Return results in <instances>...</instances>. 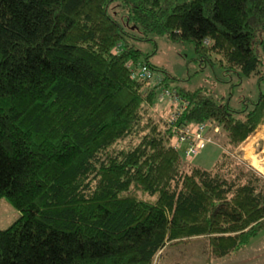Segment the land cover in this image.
I'll list each match as a JSON object with an SVG mask.
<instances>
[{
    "label": "trees",
    "instance_id": "obj_1",
    "mask_svg": "<svg viewBox=\"0 0 264 264\" xmlns=\"http://www.w3.org/2000/svg\"><path fill=\"white\" fill-rule=\"evenodd\" d=\"M263 33L264 0H0V199L20 211L0 227V264H151L198 235L218 256L249 244L264 177L225 149L186 168L176 137L211 121L237 146L264 122V88L236 107L173 87L135 40L192 41L202 66L243 78L261 73ZM137 61L187 101L174 119L152 110L159 90L132 76Z\"/></svg>",
    "mask_w": 264,
    "mask_h": 264
},
{
    "label": "rangeland",
    "instance_id": "obj_2",
    "mask_svg": "<svg viewBox=\"0 0 264 264\" xmlns=\"http://www.w3.org/2000/svg\"><path fill=\"white\" fill-rule=\"evenodd\" d=\"M113 5H115L113 9L120 8L116 4ZM136 33L139 35V31ZM140 34L143 35L142 32ZM262 35L264 36V33ZM151 37L152 39L149 40H135L136 46L142 51L141 58L148 57L153 64L168 70L173 75L170 79V85L173 87L183 86L192 89L206 87L218 98L226 99L231 96V102L236 107L242 106L243 99H247L248 102L256 99L260 86L264 88V81H259V78L264 75L263 48L259 49L263 60L261 73L239 78L237 73L227 72L221 62L202 66V60L198 58L192 41L174 40L166 34H151ZM150 83L153 85L154 82ZM159 94L160 91L156 98L157 104L152 110L166 120L174 119L173 116L178 111V106L173 105L176 103L175 98L171 96L164 100ZM210 134L215 141L209 143L189 161L183 160L186 168L195 164L210 169L225 149L250 170L258 174L264 171V122L235 147L229 146L227 131L221 126L217 129L211 127ZM139 195L149 197L141 192ZM19 215L20 211L16 207L6 199H0V227L8 226ZM151 264H264V228L251 239L249 244L223 256L214 254L208 237L204 235L169 241L156 254Z\"/></svg>",
    "mask_w": 264,
    "mask_h": 264
},
{
    "label": "built area",
    "instance_id": "obj_3",
    "mask_svg": "<svg viewBox=\"0 0 264 264\" xmlns=\"http://www.w3.org/2000/svg\"><path fill=\"white\" fill-rule=\"evenodd\" d=\"M131 74L135 78L149 79L160 91V98L166 100L167 97L173 96L176 104L178 102V110L182 108V103L186 104L187 101L180 98L179 94L165 86L163 72L154 70L150 64L144 61L130 62L129 63ZM158 73H160L158 75ZM163 81V82H162ZM158 91V92H159ZM175 104V103H173ZM177 116V113L174 118ZM213 127L217 129L218 126L214 125L211 121H201L195 124H185L178 128L176 145L183 150L186 158L191 159L204 149L209 143L214 142V137L210 134V129ZM264 177V171L259 172ZM160 251V250H159Z\"/></svg>",
    "mask_w": 264,
    "mask_h": 264
},
{
    "label": "bare ground",
    "instance_id": "obj_4",
    "mask_svg": "<svg viewBox=\"0 0 264 264\" xmlns=\"http://www.w3.org/2000/svg\"><path fill=\"white\" fill-rule=\"evenodd\" d=\"M255 164H257V163H255Z\"/></svg>",
    "mask_w": 264,
    "mask_h": 264
}]
</instances>
